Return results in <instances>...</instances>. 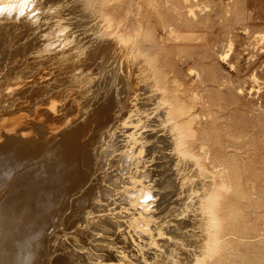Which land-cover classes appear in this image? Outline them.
<instances>
[{
    "label": "rangeland",
    "instance_id": "obj_1",
    "mask_svg": "<svg viewBox=\"0 0 264 264\" xmlns=\"http://www.w3.org/2000/svg\"><path fill=\"white\" fill-rule=\"evenodd\" d=\"M6 1L0 0V136H6L0 139V145L5 143L3 148L1 147L0 161L3 164L1 167L2 175L6 177L9 175L7 177L9 182L5 185L10 188L21 173L35 167L45 166L51 159L60 160L62 156L63 159L67 156V150L79 152L80 155L81 151L87 149V154L92 155L89 156L84 151L81 154L84 155L85 153L86 155L83 157L81 155L82 158L77 156L75 158L77 162L72 160L74 161L72 164H76V170L80 175L90 173L86 170L91 168V171L95 168L94 163H92L95 160V156H93L95 140L99 143V145L97 144L98 149H107V154L105 152L103 157L100 156L99 158L98 169H93V173L91 171L90 174L92 179L94 178L93 181L96 178L95 183L99 181L102 183L101 187L104 188L100 190L101 193L97 191L96 195H90L91 202L88 201L85 204L87 207L83 206L79 200L83 194L80 191L83 185L76 181L78 179L74 180L76 185L71 184L73 186H70L69 191L76 193L69 192L68 197L62 198L64 201L58 200L56 204L58 209L53 220L56 228L53 230V234H50L49 230L44 234L46 235L43 236L44 248L41 249L42 253L40 252L41 254L38 255L39 260L36 256L31 264H46L48 258L49 264L54 262V264H104V261L105 264L110 261L114 264H118L117 262L130 264L129 260H132V264H146V262L147 264H193L196 254L201 253L199 249L202 250L204 245L201 242L205 240V223L203 222L206 219L203 218H206V214L203 216V212H200V209L203 210V208H201L199 199L201 196L199 197V195L210 188L208 184L211 183L209 178L212 176L206 175L205 178V175H201L198 172L197 164L191 160L190 162L184 160V163L179 164L181 167L177 165V169L175 168V161L171 155L173 149L165 136L169 127L167 126V130L164 124H168V122L163 120L162 114V117L159 114L164 108L162 106L164 102L159 95H156L158 90L152 91L155 90V87H151V85L153 86L151 84L153 77L148 78L152 81L145 80V73L147 72L145 69L148 70V67L151 66L142 65L143 63L140 62L144 59L143 49L144 53L155 60V68L159 67L160 72L163 70L162 75H166L165 77L168 78L166 80L168 82L164 85L166 88L165 95L171 97L175 93L176 96H180L181 102L183 101L185 105L191 107V112L193 111L195 116L193 128L197 131L196 141H189L191 144L195 143L194 146L192 145V150L197 156L203 157L202 163L209 171L211 170L210 174H216L215 182L218 183L216 185L222 182V184L220 183L221 186L219 185L221 188L216 206V213L219 217V224L216 229L219 231L222 240L220 239L218 250L215 249L217 252H214L213 256H210L211 258H206L207 264H264V0ZM25 2L31 5L29 9H17V5ZM6 5L10 7H5ZM139 44L143 47L142 50ZM143 66L145 72H142ZM148 72H151V69ZM140 74L144 78V82L147 83L142 81ZM147 87L152 88L149 89L150 92L145 89ZM149 93L152 97L157 96L156 99L154 97L146 99L145 96H150ZM154 100H161L162 102L157 103ZM106 103L108 105L104 108ZM138 107L144 108L143 110L147 113L150 112L149 115ZM157 107L159 113H157ZM131 109L133 113L141 111L140 114L149 116V123H152V127L155 124L152 131L155 134V141L157 140L154 142L158 146L155 144V149L149 147L147 150V153L149 152L148 154L151 155L150 157L154 158V165L151 164L152 160L150 159L152 158L149 157V159V155L145 154V157L147 156L146 158L149 159L148 162L146 161L147 165L144 162L143 166H137L138 162H136L133 163L132 168L131 162L133 161H130L124 166L118 153L125 149V145L118 142L123 141L125 136H123V140L121 136L120 138L117 137L119 138V140L116 139L117 143H111V137L121 128H125L123 124L129 114L132 113L129 111ZM134 109L138 111L135 112ZM147 109L148 111H146ZM96 110L97 112H95ZM95 113L101 115L99 125L101 124L100 127L102 128L95 125L96 129L98 128L97 133H95V126L91 125L92 119L95 117L98 119ZM105 115L107 116L105 117ZM156 118L159 123L156 122ZM91 120L92 122H90ZM89 123L91 124L89 125ZM84 124L89 125L88 131L87 129L84 131L86 132L85 136L84 133L80 132L81 127L85 126ZM161 124L165 129L164 132L163 128L160 127ZM79 126L78 130L77 127ZM155 127L159 129V132L156 131ZM112 128L113 130H111ZM65 131H74L80 136L82 135L80 137L82 140L77 138V144H75L77 148L75 146L66 147L63 139L60 141L59 138L63 137ZM61 135L62 137H60ZM83 138H86L87 142ZM89 142L90 145H86ZM61 144L62 146H60ZM100 144L103 146L101 147ZM18 146L20 149L24 146L35 147L36 149L39 146V150L35 151L38 154L29 160L32 161V164L29 163L30 166L27 164L28 161L23 162L24 165H19L18 162L21 159L18 157ZM74 148L76 149L74 150ZM62 149L64 153H62ZM89 151L91 152L89 153ZM2 154L3 156H1ZM118 156L119 158H117ZM141 161L139 160V162ZM115 164L116 166H114ZM11 169L14 172L17 170L12 173ZM151 170L152 172H150ZM130 173L132 177H141L147 173L146 177L143 178L150 180L149 182H152L154 186L156 185L155 187L159 189L163 184L165 187L170 183L169 189L166 186L165 191L163 190L165 193L160 192L157 194L158 197L153 195L157 193L154 190L144 194H138L137 190H132V194L129 195L123 193L124 196L126 195L125 198L129 196L126 200L121 194L123 200L114 188H117L118 184L121 185L122 183L123 185V182L129 183ZM197 173H200L201 176ZM188 174L190 175L188 176ZM91 176L83 189L92 183ZM122 177L124 180L121 179ZM170 179L172 180L170 181ZM155 180L158 181L159 185ZM206 180L210 183H207ZM204 182H206V186ZM114 184L117 185L114 186ZM79 186L81 187L79 188ZM230 186L232 187L230 188ZM5 187V189L0 187V193L3 190L8 193L7 186ZM77 188H79L78 192ZM203 189H205L204 192ZM115 192L117 195L114 194ZM7 193H1L0 196L3 198ZM115 195L117 197L119 195L120 198ZM145 195L149 197L146 196V199ZM95 196L97 199L101 197L102 200L93 201ZM136 196L142 198L140 199L141 202L142 200L145 202L144 199L147 203L152 202L153 208L155 207L153 210L156 214L154 216L156 220L149 227L151 232L155 231L154 239L152 238L155 242L149 240V243L153 244L152 248L148 246L149 243H145L147 240L144 239L145 233L136 225L134 219L131 221V218H127L130 219L131 223L134 222L131 225L125 219L127 217L125 213L116 214L118 210H115L116 212L113 214L109 209L103 210L106 207H117L118 203L121 206L124 204V206L127 204V206L129 204L133 206L130 197L137 198ZM112 198L115 199L112 200ZM112 201H115L116 204ZM102 202L104 205L101 204ZM141 202L138 203L140 207L142 206ZM134 203L138 206L137 202L134 201ZM142 204L144 205V203ZM101 205L103 208L100 207ZM119 205L118 208H120ZM132 209L130 210L136 212L135 209V211ZM95 213L101 215L100 220L95 217ZM63 215L66 218L62 219ZM119 215L125 217L122 218L128 223L127 226L123 219H119ZM61 219L62 221H59ZM56 221L62 222V225L58 226ZM99 222L109 225V230L105 231L104 228L101 230L102 225ZM92 223H98L94 225L95 229L93 228L94 231L97 229L96 233L92 230ZM99 226L101 227L99 228ZM131 226H135L137 232L135 228L132 230ZM144 226L147 227L148 225ZM138 232L141 233L138 234ZM158 233L160 235L156 242L155 238H157ZM129 235L135 238L132 236L128 238ZM122 237L125 240L128 238V241ZM111 238L112 241L106 240ZM113 239H115L114 242ZM100 241L103 242L101 245ZM132 242L139 245L134 246ZM51 243L53 244L51 245ZM105 243L106 245H103ZM110 243L114 248L109 249ZM123 243L124 247L128 248L127 253L122 252L125 255L116 252ZM98 245L100 247H97ZM105 246L111 251V255L109 251H105V249L107 250ZM115 247L116 251L114 252ZM159 249L163 250V253ZM194 250L197 253L196 251L193 252ZM157 252L159 253L157 254ZM101 253L102 255L105 253L107 256L102 257ZM115 253L117 254L115 255ZM64 257L68 258L63 259ZM99 259L101 262L97 263Z\"/></svg>",
    "mask_w": 264,
    "mask_h": 264
},
{
    "label": "bare ground",
    "instance_id": "obj_2",
    "mask_svg": "<svg viewBox=\"0 0 264 264\" xmlns=\"http://www.w3.org/2000/svg\"><path fill=\"white\" fill-rule=\"evenodd\" d=\"M13 1H15V0H13ZM6 2H8V0L6 1ZM22 2V1H21ZM6 4H8V3H6ZM13 4V3H12ZM15 11H16V9H15ZM188 21H189V19H188ZM101 28V27H100ZM106 28V27H105ZM175 32V31H174ZM179 33V32H178ZM182 33V32H181ZM183 34V33H182ZM101 35V34H100ZM178 36H179V34H177ZM186 36V35H185ZM188 36V35H187ZM186 36V37H187ZM107 37V36H106ZM183 37V36H182ZM194 37V36H193ZM191 38H192V36H191ZM153 43H155L154 41H153ZM146 44V43H145ZM149 45H150V43H149ZM154 45V44H153ZM139 46L141 47V45L139 44ZM145 46V45H144ZM148 46V45H147ZM152 46V45H151ZM154 47V46H153ZM139 48V47H138ZM147 48V47H146ZM137 49V48H136ZM141 50L143 49V47H141L140 48ZM148 49H150V48H148ZM151 49H152V47H151ZM140 50V51H141ZM146 50V49H145ZM137 51V50H136ZM131 52H132V50H131ZM138 52V51H137ZM142 52V51H141ZM145 51H144V49H143V56H144V59H140L139 61L140 62H142L143 64L142 65H144V64H148V66L150 65L151 67L149 68L148 67V70L150 71V69H151V72H148V70H146L145 68H144V66L142 67V69L144 68L145 69V71H147L146 73H145V80L147 81V80H151V79H148L150 76H152L151 78H152V82H151V84H153V86L151 85V87L153 88V87H155V90H152V91H156V90H158L157 91V96L159 95V97H160V99L164 102L163 104L165 105H163L162 104V106L164 107V108H162L161 106H160V109L162 108V113L160 112H158V107L156 108L157 109V113H159L160 114V116H161V114H162V116H163V120H165L166 122H168V124H164L165 125V128L167 129V126L169 127L165 132L167 133V135H165L166 136V138L170 141V143H171V146H172V149H173V151H172V153H171V155H173V159H174V164H175V168L177 169V165L179 166V167H181L179 164H182V163H184V160H185V162H186V160L188 161V162H190V160H191V162H195V164H197V167H198V172H200L201 173V175H205L204 177L206 178L208 175H210V176H212L213 177V179H211V178H209L210 180H211V183H212V185L210 186V181H208V180H206L207 181V183L209 182L210 184H208L209 185V189L207 190V191H205L204 192V190L205 189H203V192L204 193H202V195H199V199H200V201H201V208H203V210L202 209H200V212L202 211L203 213V216L206 214V218L204 217L203 219L205 220V222H203V223H205L204 225V227H205V229H204V232H205V240L201 237V239L202 240H204V242L202 241L201 243H203L204 245L202 246V250L201 249H199V251H201V253L200 254H196V256H195V258H194V260H193V264H207V261H206V258L207 257H210V256H213V254H214V252H215V249L216 250H218V248L217 247H219V245H220V242H221V237H220V233H219V231L216 229V227L218 226V224H219V217H218V215H217V213H216V206H217V202H218V198H219V192H220V186H221V184H222V182H219V185H216V184H218V183H216L215 182V175L216 174H213V173H211L210 174V172H211V170L209 171L208 169H207V167L205 166V165H203V157H199V156H197V154H195L194 152H193V150H192V145L193 144H195V143H193V144H191V142H189L190 140H195L196 139V137H197V131H196V129H194L193 128V122L195 121L194 120V118H195V116H194V114H193V111L191 112V107H188L187 105H185V102H181L179 99V97L178 96H176L175 95V93H174V96H171V97H167L166 95H165V91H166V88H165V83L166 82H168V81H166L168 78L167 77H165L164 75H162V73H163V70H162V72H160L161 70L159 69V67L158 68H155L156 67V64H155V60L154 59H152L151 57H149L146 53H144ZM133 53V52H132ZM150 53V52H149ZM156 54V53H155ZM74 55V54H73ZM133 56V55H132ZM153 56V55H152ZM123 57V56H122ZM127 57V56H126ZM134 59V58H133ZM136 59V58H135ZM136 64V63H135ZM140 64V63H139ZM138 65V64H137ZM141 65V64H140ZM139 65V67H141ZM138 67V68H139ZM146 67V66H145ZM144 69L142 70V72H145L144 71ZM138 71H139V69H138ZM141 71V70H140ZM84 72V71H83ZM139 73V72H138ZM165 73V72H164ZM141 74H143V73H141ZM140 74V75H141ZM136 76V75H135ZM138 76V75H137ZM141 77H142V75H141ZM140 77V78H141ZM138 78V77H137ZM101 79H102V77H101ZM141 79H143L142 81L144 82V78L142 77ZM148 81V82H149ZM142 82V83H143ZM144 83H147V82H144ZM177 83V82H176ZM150 84V83H149ZM128 85V84H127ZM148 85V84H147ZM147 85H145V86H147ZM167 86H168V83L166 84ZM144 86V87H145ZM149 86V85H148ZM166 86V87H167ZM151 87H147V88H145V89H147V91L148 92H150L149 91V89L151 90L152 88ZM117 88V87H116ZM172 89V88H171ZM171 89H170V92H171ZM96 90V89H95ZM167 90H168V88H167ZM94 91V90H93ZM174 91V90H173ZM175 91H176V89H175ZM177 92V91H176ZM135 93V92H134ZM142 93V92H141ZM159 93V94H158ZM138 94V93H137ZM150 94V96L148 95V96H145V98L147 99H149L150 97H152V95H151V93H149ZM154 94V93H153ZM108 95V94H107ZM169 95V94H168ZM171 95V94H170ZM115 96V95H114ZM157 96H153L155 99H156V97ZM152 97V98H153ZM151 98V99H152ZM106 98H104V100H105ZM104 100H103V102H104ZM134 100H135V98H134ZM139 100V99H138ZM141 100V99H140ZM160 100V101H161ZM100 101V100H99ZM113 101V100H112ZM112 101H110V102H112ZM152 101H153V99H152ZM155 101H157V100H154V102ZM160 101H157V103L158 102H160ZM161 101V102H162ZM106 102H108L107 101V99H106ZM148 102V101H147ZM100 103V102H99ZM113 103V102H112ZM101 104V103H100ZM137 104H138V102H137ZM150 104V103H149ZM103 105V104H102ZM101 105V106H102ZM107 103H106V106H105V104H104V108L105 107H107ZM139 105V104H138ZM137 105V106H138ZM159 105H161V103H159ZM136 106V105H135ZM151 106V105H150ZM149 106V107H150ZM153 106V105H152ZM155 106V105H154ZM158 106V105H157ZM191 106V105H190ZM109 107V106H108ZM112 107V106H111ZM143 107V106H142ZM135 108V107H134ZM139 109H141L142 111H144L145 112V110H143L144 108H141V107H138ZM102 109H103V107H102ZM111 109V108H110ZM151 109V108H150ZM107 110V109H106ZM101 111V110H100ZM130 112H132V109L131 110H129ZM134 111L136 112V111H138V110H136V109H134ZM140 111V110H139ZM146 111H148V109L146 110ZM95 112H97V110L95 111ZM107 112H109V111H107ZM129 112V113H130ZM141 112V111H140ZM140 112L139 113H128L129 114V117H127V119L124 121V126H125V128H119L118 130L119 131H115L116 133L114 134L113 132V134H114V136L116 137V138H113V137H111L112 138V144H114L117 140H119V138L121 137L122 138V140H123V136H125L124 137V140H125V143L123 144V142H124V140L123 141H119L118 143H120L121 142V144L122 145H125V149H123V150H121L120 151V153H118L119 154V156L121 157L120 159L122 160V163L124 164V166L126 165V163H129L130 161H133V162H131L132 163V168H133V163H136V162H138V165L137 166H143L144 165V162H145V164H146V161L148 162V160L150 159V158H152V157H150L151 155H149L148 153H147V150H148V148L150 147V148H152V149H155L156 147V145L158 146V144H156L155 142L157 141H155V139H154V133H153V131H152V128L154 129V126H155V124H154V126L152 127V123L150 124L149 123V116H147L146 114H140ZM152 112V111H151ZM92 113H94V112H92ZM104 113V112H103ZM145 113H147V112H145ZM150 113V112H149ZM149 113H147L148 115H149ZM155 113V112H154ZM105 114V113H104ZM108 114V113H107ZM159 114H158V117H160L159 116ZM93 115V114H92ZM95 115L96 116H98V119H96V117L94 118V119H92L93 120V122H92V120L90 121V122H92V124L91 123H89V125L91 124L92 126H95V125H99V123L101 122V119H99V117H101V115L100 114H96L95 113ZM100 115V116H99ZM103 116V115H102ZM107 115H105V117H106ZM123 116V115H122ZM161 116V117H162ZM94 117V116H93ZM119 117V116H118ZM152 117V116H151ZM91 118V117H90ZM120 118V117H119ZM119 118H118V120H119ZM85 119V118H84ZM104 119V118H103ZM106 119V118H105ZM155 119V118H154ZM157 119V118H156ZM161 119V120H162ZM86 120V119H85ZM160 120V121H161ZM162 120V121H163ZM104 121V120H103ZM102 121V123H104ZM161 121V122H162ZM85 122V121H84ZM83 122V123H84ZM86 122H89V121H86ZM156 122H158V119L156 120ZM164 122V121H163ZM159 123V122H158ZM165 123V122H164ZM115 124V123H114ZM157 124V123H156ZM81 125V124H80ZM85 126L84 127H81V130H80V132H82V133H84V136L86 135L85 133L86 132H84L87 128H88V126L89 125H87V124H84ZM101 125V124H100ZM100 125H99V128H102V127H100ZM102 126V125H101ZM112 126V125H111ZM110 126V127H111ZM158 126V125H157ZM75 127V126H74ZM91 127V126H90ZM89 127V128H90ZM161 128H163V125L161 124V126H160ZM159 127V128H160ZM78 128V130H79V128H80V126L79 127H77ZM76 128V129H77ZM114 128V127H113ZM113 128L111 129V130H113ZM160 128V129H161ZM92 129V128H91ZM155 129H157L156 131H158L159 129L158 128H156L155 127ZM95 130H96V132L95 131H93V132H95V133H97L98 132V128L96 129V126H95ZM100 130V129H99ZM107 130H108V128H107ZM123 130H125L124 132H122ZM164 128H163V132H164ZM87 131H88V129H87ZM91 131V130H90ZM109 131V130H108ZM92 132V131H91ZM159 132V131H158ZM157 132V133H158ZM162 132V131H161ZM88 133V132H87ZM104 133V132H103ZM152 133H153V135H152ZM156 133V132H155ZM156 133V134H157ZM165 133V134H166ZM3 134H5V133H3ZM106 134V133H105ZM104 134V135H105ZM111 134V133H110ZM88 135H90V134H88ZM92 135H93V133H92ZM97 135V134H96ZM5 135H2V137L0 136V139L1 138H3ZM7 136H9V135H7ZM82 136V135H81ZM80 134L79 133H75L74 131H65L64 132V134H63V137H62V135L60 136V137H62V138H59L60 139V141H61V139H63L62 141L64 142V144H65V146L67 147H73V146H75L76 147V145L75 144H77L76 142H77V140L78 139H80ZM94 136H95V134H94ZM98 136H99V134H98ZM98 136H97V139H98V141H99V138H98ZM156 136H158V135H156ZM155 136V137H156ZM6 137V136H5ZM79 137V138H78ZM88 137V136H87ZM86 137V138H87ZM90 137H91V135H90ZM117 137H119V138H117ZM78 138V139H77ZM85 138V139H86ZM158 138V137H157ZM84 139V138H83ZM84 139V140H85ZM117 139V140H116ZM5 140V139H4ZM57 140V139H56ZM80 140H82V139H80ZM87 140V139H86ZM85 140V142H87ZM90 140V139H89ZM1 141V140H0ZM58 141V140H57ZM91 141H93V140H91ZM101 141H103V140H101ZM155 141V142H154ZM196 141V140H195ZM195 141H193V142H195ZM80 142V141H79ZM82 142V141H81ZM95 142H96V144H95V152L93 153V156H95V160H94V162L92 161V159L94 158L93 156H91V157H93L92 159H90L91 161H92V163H94V165L93 166H95V168L96 169H98L97 168V165L99 164V158H100V156L101 157H103V154L107 151V149H105V148H102V149H98V145H99V143L97 142V140H95ZM109 142H110V140H109ZM57 143H59V142H57ZM61 143V142H60ZM59 143V144H60ZM117 143V142H116ZM3 144H5V143H3ZM0 145V151L2 150V148H3V146L4 145ZM53 144V143H52ZM63 144V145H64ZM98 144V145H97ZM103 144V143H102ZM112 144H110V145H112ZM156 144V145H155ZM169 144V143H168ZM15 145V144H14ZM16 145H18V144H16ZM21 145H23V144H21ZM21 145H19V146H21ZM29 145V144H28ZM27 145V146H28ZM80 145V144H79ZM82 145H84V144H82ZM86 145H90V142L88 143V144H86ZM85 145V146H86ZM101 145V144H100ZM104 145V144H103ZM103 145H101V147L103 146ZM106 145V144H105ZM18 146V147H19ZM23 147V148H21L20 149V147L18 148V157L21 159H19L18 161V163H19V165L21 166V164L23 163V162H27V164H28V166H30L29 165V163L30 164H32V161H29L30 159L32 160V158H34V155L35 154H38V153H36L35 151H37V149L39 150V146L35 149V147L34 148H32V147ZM60 146H62V144L60 145ZM92 146V145H91ZM91 146H90V148H91ZM94 146V145H93ZM108 146V145H107ZM106 146V147H107ZM194 146V145H193ZM2 147V148H1ZM17 147V146H16ZM45 147V146H44ZM109 147V146H108ZM107 147V148H108ZM118 147V146H117ZM122 147V146H121ZM32 148V149H31ZM77 148V147H76ZM76 148H74V150L76 149ZM86 148H88L89 149V147H87L86 146ZM94 148V147H93ZM63 149H65V148H63ZM63 149L61 150L62 151V153H64V151H63ZM82 149V148H81ZM84 149V148H83ZM111 149V148H110ZM119 149V148H118ZM117 149V150H118ZM4 150H5V148H4ZM67 150V149H66ZM65 150V151H66ZM90 150V149H89ZM84 151H86V154H87V149L86 150H84ZM83 151V152H84ZM92 151V150H91ZM91 151H89V153L91 152ZM157 151H158V149H157ZM156 151V152H157ZM161 150H159V152H160ZM15 152H17V151H15ZM59 152V151H58ZM74 152V153H73ZM82 151H81V153H83ZM102 152V153H101ZM156 152H155V154H156ZM162 152V151H161ZM6 153V152H5ZM10 153V152H9ZM80 153V155H79V152H75V151H72V150H67V156H65V154H64V158L62 159V157H60L61 159L59 160L58 158V160H56V159H51L48 163H46V165L45 166H41V167H35V168H33V169H31V170H28L27 172H23V173H21L19 176H18V178H17V180L15 181V183H14V185L12 186L11 185V187L10 188H8V185H5V184H7L9 181H8V179L9 178H7V177H9V175H7V177L5 176V175H2V173H1V167H3L2 165V162L0 161V187H2V189L4 188H6L5 186H7V189H8V193L5 191L4 192V190H3V192H1V193H7L5 196H3V198L0 196V264H31V261L33 260V258L34 259H36V256H37V258H38V255L39 254H41L42 252H41V249L42 248H44L43 246V236H46V235H44L45 233H47V232H49L50 231V234H53L52 232H53V230H55V228H56V225H54L53 223V220H54V218H55V216H56V211H57V209L58 208H56L57 206H56V204L58 203V200L59 199H62V198H66V197H68V193L70 192V193H72V192H74V193H76L75 191H69L70 190V186H73L75 183H74V180H76V179H78V180H76V181H78L79 183H80V185H81V183H82V188H81V190L80 191H82L83 192V194H82V196L80 197V199L79 200H81L80 201V203H81V205H85L88 201H90V197L93 195H96V192L97 191H99L100 192V190L101 189H103L101 186H102V183H95L97 180H96V178H95V180L93 181V179H92V176L90 175L91 174V171L93 170V169H95V168H93L91 171H90V169L89 170H86L87 172H90V173H87V174H84L83 172V175H80L78 172H77V170H76V167L77 166H75L74 164H72L74 161H72V160H75V158L77 157V156H80V158H82L84 155H86L85 153H84V155H82ZM106 154H107V152H106ZM145 154H148L149 156H148V158L149 159H147L146 157H145ZM6 155V154H5ZM81 155H82V157H81ZM87 155H89V154H87ZM90 155H92V154H90ZM89 155V156H90ZM159 155V154H158ZM200 155V154H199ZM1 156H3V154L1 155ZM38 156V155H37ZM106 156V155H105ZM111 156V155H110ZM119 156L117 157V158H119ZM207 156V155H206ZM12 157V156H11ZM90 157V158H91ZM172 157V156H171ZM1 158V157H0ZM13 158V157H12ZM35 158H37V157H35ZM40 158V157H39ZM54 158V157H53ZM79 158V159H80ZM86 158V157H85ZM88 158V157H87ZM144 158H146V159H144ZM84 159V158H83ZM120 159H119V161H120ZM144 159V160H143ZM153 159L154 158H152V159H150V160H152V163L151 164H153ZM165 159V158H164ZM14 160V159H13ZM24 160V161H23ZM34 160V159H33ZM78 160V159H77ZM82 160V159H81ZM86 160V159H85ZM139 160L141 161V162H139ZM14 161H16V160H14ZM76 161V160H75ZM156 161V160H155ZM77 162V161H76ZM75 162V163H76ZM187 162V163H188ZM13 163V162H12ZM82 163H83V161H82ZM131 163H130V165H131ZM5 164V163H4ZM190 164V163H189ZM194 164V167L196 166ZM211 164V163H210ZM10 165V164H9ZM12 165V164H11ZM22 165H24V164H22ZM84 165V164H83ZM82 165V166H83ZM87 165V164H86ZM110 165V164H109ZM147 165V164H146ZM149 165V164H148ZM154 165V164H153ZM156 165V164H155ZM13 166V165H12ZM27 166V167H28ZM114 166H116V164L114 165ZM119 166V165H118ZM120 166H123V165H120ZM128 166V165H127ZM126 166V167H127ZM136 166V167H137ZM191 166H192V164H191ZM6 167H7V164H6ZM126 167H125V169H126ZM145 167H147V166H145ZM148 167H151V166H148ZM194 167H192L193 169H194ZM18 168V167H17ZM24 168H26V167H24ZM31 168V167H30ZM128 168V167H127ZM137 168H139V167H137ZM136 168V169H137ZM142 168V167H141ZM140 168V169H141ZM158 168V167H157ZM156 168V169H157ZM161 168V167H160ZM191 168V169H192ZM13 169H15V168H13ZM88 169V168H87ZM129 169H130V167H129ZM156 169H155V171H156ZM178 169H180V168H178ZM181 169H184V168H181ZM196 169V168H195ZM5 170V169H4ZM12 170V169H11ZM17 170V169H16ZM16 170H15V172H16ZM118 170V169H117ZM144 170V169H143ZM149 170V169H148ZM147 170V171H148ZM158 170V169H157ZM190 170V169H189ZM188 170V171H189ZM227 170V169H226ZM225 170V171H226ZM13 171V172H12ZM12 171H10V172H12V173H15L14 172V170H12ZM112 171V170H111ZM132 171V170H131ZM145 171V170H144ZM181 171V170H180ZM179 171V172H180ZM183 171V170H182ZM197 171V170H196ZM6 172V171H5ZM9 172V171H8ZM96 172H97V170H96ZM114 172V171H113ZM117 172V171H116ZM136 172V171H135ZM135 172H133L135 175H137ZM146 172V171H145ZM150 172H152V170L150 171ZM150 172H148V173H150ZM209 172V173H208ZM217 172V171H216ZM81 173V172H80ZM92 173H93V171H92ZM118 173V172H117ZM121 173V172H120ZM127 173V172H126ZM181 173V172H180ZM182 173H184V172H182ZM187 173V172H186ZM200 173H197V174H199L200 175ZM221 173V172H220ZM3 174H5V173H3ZM7 174V173H6ZM9 174H11V173H9ZM96 174V173H95ZM99 174V173H98ZM146 174L147 173H144V175H142L141 177H132L131 176V173H130V175H129V183L126 181V183L125 182H123L124 184L122 185V183H121V185H119L118 184V187L117 188H114V190L117 192V194H120V196L122 197V195L121 194H123V193H127L128 195L132 192V190H137L139 193L138 194H144V193H146L147 191H150V190H154V191H156L157 193L156 194H153V195H156L157 196V194H160V192H164L165 190V187L166 186H168L169 184H167L165 187L163 186V185H165V184H163L162 186H163V188H161L162 186H160V188L158 189L157 187H155L154 186V184L152 183V182H149L148 180H146L145 178H143V177H146ZM152 174V173H151ZM154 174V173H153ZM193 174V173H192ZM218 174V173H217ZM222 174H223V171H222ZM222 174H219V175H222ZM110 175V174H109ZM164 175V174H163ZM186 175V174H185ZM184 175V176H185ZM190 174H188V176H189ZM199 175H198V177H199ZM200 175V176H201ZM207 175V176H206ZM224 175V174H223ZM11 176V175H10ZM12 176H13V174H12ZM91 176V181H92V183L91 184H89V186L87 187V188H85V189H83V187L85 186L86 187V185H87V180H88V178ZM95 176V175H94ZM116 176V175H115ZM119 176V175H118ZM122 176V175H121ZM149 176V175H148ZM147 176V177H148ZM154 176V175H153ZM155 176H156V174H155ZM165 176V175H164ZM15 177V176H14ZM114 177V176H113ZM124 177H126V176H124ZM150 177H152V176H150ZM163 177V176H162ZM198 177H197V179H198ZM225 177V176H224ZM80 178V179H79ZM115 178V177H114ZM157 178V177H156ZM190 178V177H189ZM201 178V177H200ZM220 178H221V176H220ZM16 179V178H15ZM14 179V180H15ZM98 179H99V177H98ZM119 179V178H118ZM121 179H123V177L121 178ZM158 179V178H157ZM197 179H196V181H197ZM203 179V178H202ZM222 179H223V177H222ZM116 180V179H115ZM124 180V179H123ZM125 180H128V179H125ZM167 180H168V177H167ZM172 179H170V181H171ZM176 180V179H175ZM191 180V179H190ZM189 180V181H190ZM199 180V179H198ZM224 180V179H223ZM222 180V181H223ZM157 183H158V181L157 180H155ZM155 181H153L154 183H155ZM192 181V180H191ZM204 181H205V179H204ZM225 182H226V180H224ZM166 182H168V181H166ZM201 182V181H200ZM12 183V182H11ZM79 183H77V185H79ZM109 183V182H108ZM114 183V182H113ZM176 183V182H175ZM184 183H186V182H184ZM203 183V182H202ZM221 183V184H220ZM71 184H73V185H71ZM109 184H111V183H109ZM108 184V185H109ZM126 184V185H125ZM174 184V183H173ZM197 184V183H196ZM204 184H205V186L207 185L206 184V182H204ZM226 184V183H225ZM224 184V186H226ZM10 185V184H9ZM76 185V184H75ZM107 185V184H106ZM115 185H117V184H114V186ZM158 185H159V183H158ZM161 185V184H160ZM230 185V184H229ZM104 186V185H103ZM112 186H113V184H112ZM111 186V187H112ZM184 186V185H183ZM228 186V185H227ZM226 186V187H227ZM77 187V186H76ZM81 186H79V188H80ZM110 187V186H109ZM110 187V188H111ZM232 186H230V188H231ZM79 188H77V192H78V189ZM100 188V189H99ZM157 188V189H156ZM204 188H206V187H204ZM224 188V187H223ZM1 189V190H2ZM6 189V190H7ZM105 189H106V187H105ZM113 189V188H112ZM168 189H169V186H168ZM167 189V190H168ZM227 189H228V187H227ZM241 189V188H240ZM74 190V189H73ZM164 190V191H163ZM189 190V189H188ZM198 190V189H197ZM202 190V189H201ZM113 191V190H112ZM195 191V190H194ZM227 191V190H226ZM240 191H242V190H240ZM114 192V191H113ZM116 192L114 193V194H116ZM136 192V191H135ZM189 192H191V191H189ZM1 193H0V195H1ZM101 193V192H100ZM165 193V192H164ZM164 193H162L163 195L162 196H164ZM167 193V192H166ZM194 193V192H193ZM113 194V195H114ZM116 194V195H117ZM132 194V193H131ZM151 194V193H150ZM195 194V193H194ZM198 194V193H197ZM196 194V196H198ZM71 195H73V194H71ZM91 195V196H90ZM115 195V196H116ZM193 195V194H192ZM70 196V195H69ZM123 196H124V194H123ZM126 196V195H125ZM125 196H124V198H125ZM130 196H132V195H130ZM133 196H135V195H133ZM149 197L148 195H145V197ZM159 196H161V195H159ZM180 196V195H179ZM195 196V197H196ZM97 196H95L94 198H93V201H95L97 198H96ZM117 197V196H116ZM127 197H129V196H127ZM126 197V198H127ZM137 197V196H136ZM147 197H146V199H147ZM158 197V196H157ZM182 197V196H181ZM64 198V199H65ZM117 198H120L119 197V195H118V197ZM117 198H116V200H117ZM126 198H125V200H126ZM193 198V197H192ZM64 199H62L63 201H64ZM75 199V198H74ZM92 199V198H91ZM98 199H99V197H98ZM97 199V200H98ZM100 199L102 200V198L100 197ZM100 199H99V201H100ZM115 198H112V200H114ZM122 199H123V197H122ZM130 199H131V201H133V202H131L129 199H127L129 202H131V204H133V206H130V204H129V206H124V205H122L121 206V204L119 205V203H118V205H119V207L120 208H118V205H117V207L116 206H113V207H106V208H103L102 207V205L100 206L101 208H103V210H106V209H109V210H111L112 211V213L114 214L117 210V212H116V214H118V213H121V215H122V213H125L126 215H127V217L125 218V217H123V218H125V219H127V218H131V221H132V219H134L135 220V222H136V225L140 228V230L142 231V232H144L145 234H144V239H147V240H145V243H149V240H151L152 242L154 241L153 239V237H154V234H155V231L154 232H151L150 231V229H149V227H151V225L152 224H154L155 223V221L154 220H156L155 218H154V216L156 215L155 214V211L153 210L154 208H153V203L151 202H149V203H147L146 202V199H144L145 200V202H143V200H142V202H141V200L140 199H142V198H140V197H137V198H134V197H130ZM148 199H150V198H148ZM165 199V198H164ZM71 200H72V198H71ZM124 200V199H123ZM76 201V200H75ZM92 201V202H93ZM98 201V202H99ZM105 201V200H104ZM120 201V200H119ZM134 201L135 202H137V204L139 203L140 204V202H141V207H140V205L138 204V206L136 205V203H134ZM149 201H152V200H149ZM155 201V200H154ZM188 201V200H187ZM187 201H186V203H187ZM199 201V202H200ZM78 202V201H77ZM91 202V201H90ZM89 202V203H90ZM107 202V201H106ZM112 202H115V201H112ZM111 202V203H112ZM120 202H123V201H120ZM128 202V203H129ZM181 202V201H180ZM59 203H61L62 204V202H59ZM79 203V204H80ZM88 203V204H89ZM96 203V202H95ZM124 203H126V201H124ZM142 203H144V205L142 204ZM147 203V204H146ZM77 204V203H76ZM98 206H99V204H100V202H99V204L98 203H96ZM101 204H103L104 205V202H102ZM114 204H116V202L114 203ZM135 204V205H134ZM152 204V205H151ZM199 204V203H198ZM74 205H75V203H74ZM73 205V206H74ZM110 205V204H109ZM108 205V206H109ZM195 205V204H194ZM61 206V205H60ZM86 206V205H85ZM179 206V205H178ZM87 207V206H86ZM89 207V206H88ZM99 207V208H100ZM171 207V206H170ZM192 207V206H191ZM72 208V207H71ZM99 208H96V209H99ZM100 208V209H101ZM116 208H118V209H116ZM124 208H126V209H124ZM133 208V209H132ZM86 209V208H85ZM88 209H90V208H88ZM130 209H132V210H136V212H133V211H131ZM172 209V208H171ZM62 210V209H61ZM80 210V209H79ZM116 210V211H115ZM134 210V211H135ZM157 211H158V209H156ZM185 210H187V209H185ZM195 210V209H194ZM193 210V211H194ZM198 210V209H197ZM60 211V210H59ZM58 211V212H59ZM70 211V210H69ZM86 211V210H85ZM94 211V210H93ZM97 212L99 211V210H96ZM95 211V212H96ZM188 211V210H187ZM186 211V212H187ZM239 211V210H238ZM64 212H65V210H64ZM91 212H92V210H91ZM167 212H168V210H167ZM192 212V211H191ZM197 212V211H196ZM205 212V213H204ZM86 213H88V212H86ZM86 213H85V216H86ZM94 213V212H93ZM158 213V212H157ZM199 213V212H198ZM71 214V213H70ZM96 214V213H95ZM116 214H115V216H116ZM163 214V213H162ZM165 214V213H164ZM169 214V213H168ZM177 214V213H176ZM187 214V213H186ZM59 215V214H58ZM61 215V214H60ZM69 215V214H68ZM72 215V214H71ZM77 215V214H76ZM125 215V216H126ZM73 216H75L74 214H73ZM88 216H90V215H88ZM100 214L99 213H97L96 215H95V217H97V219L99 218V220H100ZM114 216V217H115ZM120 216V215H119ZM162 216V215H161ZM164 216V215H163ZM180 216V215H179ZM195 216V215H194ZM201 216V215H200ZM65 216L63 215V217H62V219L64 218ZM68 217V216H67ZM117 217V216H116ZM121 216H120V218L119 219H123ZM153 217V218H152ZM66 218V217H65ZM75 218V217H74ZM118 218V217H117ZM161 218V217H160ZM159 218V219H160ZM169 218V217H168ZM168 218H166V219H168ZM184 218V217H183ZM196 218H198V217H196ZM62 219L61 220H59V221H62ZM86 220V219H85ZM88 220V219H87ZM95 220V219H94ZM118 220V219H117ZM124 220V219H123ZM164 220V219H163ZM198 220H199V218H198ZM58 221V222H59ZM63 221H65V220H63ZM96 222H98L97 220H95ZM125 221V220H124ZM165 221V220H164ZM188 221V220H187ZM197 221V220H196ZM195 221V222H196ZM57 222V221H56ZM57 222V225L59 226V225H62V222H59L58 223ZM86 222V221H85ZM91 222H92V220H91ZM119 222V221H118ZM126 222V221H125ZM127 222H130V219H127ZM125 223V225L126 224H128V223ZM166 222V221H165ZM164 222V223H165ZM171 222V221H170ZM185 222V221H184ZM189 222H191V221H189ZM200 222V221H199ZM202 222V221H201ZM121 223V222H120ZM134 222H130L129 224H133ZM157 223V222H156ZM172 223V222H171ZM203 223H202V225H203ZM93 224V223H92ZM98 223H96V224H93L92 226V230H93V228L95 227L94 225H97ZM99 224H101L102 225V228H100L101 226H99V228L102 230L103 228H104V230L105 231H107V230H109V228H108V226L109 225H107V224H104V223H101V222H99ZM168 224V223H167ZM191 224V223H190ZM118 225V224H117ZM144 225H148L147 227L146 226H144ZM127 226V225H126ZM171 226V225H170ZM200 226V225H199ZM88 227L90 228V226L88 225ZM122 227V226H121ZM129 227V226H128ZM156 227V226H155ZM158 227V226H157ZM164 227V226H163ZM195 227V226H194ZM203 227V226H202ZM97 228V227H96ZM132 228H135L136 229V232H137V228L135 227V226H131V229ZM166 228V227H165ZM188 228V227H187ZM218 228V227H217ZM95 229V228H94ZM126 229V228H125ZM135 229H134V231H135ZM162 229V228H161ZM167 229V228H166ZM183 229V228H182ZM49 230V231H48ZM99 230V229H98ZM133 230V229H132ZM196 230V229H195ZM94 231V230H93ZM93 231H92V233H93ZM96 231H97V229L94 231L95 233H96ZM122 231V230H121ZM120 231V232H121ZM126 231H128L127 229H126ZM131 230H129V232H130ZM183 231V230H182ZM99 232V231H98ZM97 232V233H98ZM124 232V231H123ZM158 232V231H157ZM156 232V233H157ZM160 232V231H159ZM164 232V231H163ZM169 232V231H168ZM172 232V231H171ZM184 232V231H183ZM100 233V232H99ZM126 233V232H125ZM131 233V232H130ZM139 233H141V232H138V234ZM198 233V232H197ZM94 234V233H93ZM101 234V233H100ZM99 234V235H100ZM113 234H115V233H113ZM119 234V233H118ZM117 234V235H118ZM121 234V233H120ZM126 234H129V233H126ZM126 234H124V235H126ZM160 234H161V232H160ZM159 233H158V235H156V237L157 238H155L156 239V242H157V239L159 238V235H160ZM165 234V233H164ZM183 234V233H182ZM188 234V233H187ZM226 234V233H225ZM142 235V234H141ZM162 235V234H161ZM201 235V234H200ZM51 236V235H50ZM96 236V235H95ZM97 236H98V234H97ZM96 236V238L98 239V237ZM119 236H121V235H119ZM130 236H132V235H129L128 236V238H130ZM143 236V235H142ZM168 236V235H167ZM194 236V235H193ZM203 236V235H202ZM225 235L223 234V237H224ZM126 236H124V238H125ZM132 237H134V236H132ZM196 237V236H195ZM204 237V236H203ZM50 237L48 236V239H49ZM53 238V237H52ZM106 238V237H105ZM104 238V239H105ZM114 238H116V237H114ZM123 237H122V239H124ZM128 238H127V240H125V241H128ZM135 238V237H134ZM153 238V239H152ZM166 238V237H165ZM226 238V237H225ZM47 239V240H48ZM55 239V238H54ZM99 239L101 240V238L99 237ZM121 239V238H120ZM194 239V238H193ZM201 239H200V241H201ZM221 239V240H220ZM50 240V239H49ZM53 240V239H52ZM94 240H96V239H94ZM107 241H112V238L111 239H106ZM102 241H103V239H102ZM115 241V239H113V242ZM119 241V240H118ZM122 241V240H121ZM120 241V242H121ZM146 241H148V242H146ZM150 241V242H151ZM54 242V241H53ZM106 242V241H105ZM130 242H131V240H130ZM155 242V241H154ZM153 242V243H154ZM173 242V241H172ZM97 243V242H96ZM99 243V242H98ZM101 243H103V242H101L100 241V245H101ZM107 243V242H106ZM106 243L105 244H103V245H106ZM126 243H129V242H126ZM133 243V242H132ZM163 243V242H162ZM223 243V242H222ZM221 243V244H222ZM53 243H51V245H52ZM54 244H55V242H54ZM108 244V243H107ZM112 243H110V246H108L109 247V249L111 248L112 249V245H111ZM115 244V243H114ZM113 244V245H114ZM122 244V243H121ZM134 244V243H133ZM167 244V243H166ZM189 244V243H188ZM48 245V244H47ZM56 245V244H55ZM116 245H117V243H116ZM126 245V244H125ZM128 245V244H127ZM135 245H139V244H134V246ZM141 245V244H140ZM146 245V244H145ZM155 245V244H154ZM158 245V244H157ZM182 245V244H181ZM54 246V245H53ZM76 246V245H75ZM92 246V245H91ZM118 246V245H117ZM121 246V245H120ZM131 247L133 246V245H130ZM130 246H129V249H130ZM147 246V245H146ZM148 246H150L151 248H152V246H153V244L151 245V243H149L148 244ZM148 246H147V248H148ZM45 247H46V245H45ZM54 247H56V246H54ZM97 247H100L99 245L97 246ZM106 247V246H105ZM127 247V246H126ZM144 247V246H143ZM155 248H156V246H154ZM173 247V246H172ZM195 247V246H194ZM47 248H48V246H47ZM49 248H51V247H49ZM102 248H104V247H102ZM107 248V247H106ZM114 248V247H113ZM118 248V247H117ZM159 248H161V247H159ZM191 248V247H190ZM199 248H201V247H199ZM53 249V248H52ZM68 249V248H67ZM95 249V248H94ZM100 249V248H99ZM128 249V248H127ZM125 247H124V243H123V245L120 247V248H118V251H116V247H115V250H114V252L116 251V252H119V253H122V252H126L127 253V250ZM154 249V248H153ZM158 249V248H157ZM50 250V249H49ZM49 250H47V251H49ZM79 250V249H78ZM104 250V249H103ZM112 250V251H113ZM149 250V249H148ZM151 250V249H150ZM149 250V251H150ZM188 250V249H187ZM197 250V249H196ZM196 250H194L193 252H195ZM51 251V250H50ZM76 251V250H75ZM94 251V250H93ZM100 251H102L101 249H100ZM105 251H109L108 250V248H107V250L105 249ZM104 251V252H105ZM154 251H155V249H154ZM158 251V250H157ZM159 251H162V253H163V250H161V249H159ZM220 251V250H219ZM41 252V253H40ZM68 252V251H67ZM67 252H66V255H67ZM96 252H98V251H96ZM95 252V253H96ZM110 252V255H111V251H109ZM109 252H107V253H109ZM217 252V251H216ZM215 252V253H216ZM47 253V252H46ZM45 253V254H46ZM49 253V252H48ZM103 253V252H102ZM102 253H101V255H102ZM129 253V252H128ZM147 253V252H146ZM159 252H157V254H158ZM196 253H197V251H196ZM100 254V253H99ZM117 253H115V255H116ZM122 254H124V253H122ZM100 255V256H101ZM121 255V254H120ZM125 255V254H124ZM141 255V254H140ZM146 255V254H145ZM148 255V254H147ZM50 256H51V252H50ZM56 256V255H55ZM65 256V255H64ZM107 255L104 253L103 255H102V257H106ZM123 256V255H122ZM121 256V257H122ZM127 256V255H126ZM125 256V257H126ZM215 256V255H214ZM69 257V256H68ZM68 257H64L63 259H65V258H68ZM96 257V256H95ZM111 257V256H110ZM115 257V256H114ZM144 257V256H143ZM164 257V256H163ZM175 257V256H174ZM41 258V257H40ZM60 258V257H59ZM70 258V257H69ZM97 259H98V257H96ZM95 258V259H96ZM101 258V257H100ZM108 258V257H107ZM124 258V257H123ZM127 258V257H126ZM126 258H124V259H126ZM132 258H134V257H132ZM147 258V257H146ZM153 258V257H152ZM151 258V259H152ZM179 258V257H178ZM211 258V257H210ZM51 259V258H50ZM114 259V258H113ZM38 260H39V258H38ZM43 260V259H42ZM57 260H58V258H57ZM56 260V261H57ZM102 260V259H101ZM103 260H104V258H103ZM110 260V259H109ZM123 260V259H122ZM121 260V261H122ZM149 260V259H148ZM35 261V260H34ZM41 261V260H40ZM51 261V260H50ZM61 261H63V260H61ZM65 261V260H64ZM97 261V260H96ZM99 261H100V259L98 260V262L97 263H99ZM113 261V260H112ZM118 261H120V260H118ZM135 261V260H134ZM144 261V260H143ZM165 261V260H164ZM178 261V260H177ZM190 261V260H189ZM48 262H49V258H48ZM48 262H46V264L48 263ZM67 262V261H66ZM101 262V261H100ZM108 262V261H107ZM123 262V261H122ZM130 264H132L131 262H132V260H129L128 261ZM37 263V262H36ZM45 263V262H44ZM52 263V262H51ZM55 263V262H54ZM53 263V264H54ZM63 263V262H62ZM104 264H105V261L103 262ZM109 264H114V262H108ZM107 263V264H108ZM118 264H119V262H117ZM121 263V262H120ZM134 263H136V262H134ZM165 263V262H164ZM190 263V262H189ZM49 264V263H48ZM64 264V263H63ZM74 264V263H73ZM95 264V263H94ZM102 264V263H101ZM125 264H127L126 262H125ZM146 264H147V262H146Z\"/></svg>",
    "mask_w": 264,
    "mask_h": 264
},
{
    "label": "clouds",
    "instance_id": "obj_3",
    "mask_svg": "<svg viewBox=\"0 0 264 264\" xmlns=\"http://www.w3.org/2000/svg\"><path fill=\"white\" fill-rule=\"evenodd\" d=\"M5 7H10V6L6 5ZM16 7H17V9H21L22 8V9L27 10V9H29L31 7V5L29 3H27V2H25V3H21V4L17 5ZM17 18H19V16H17Z\"/></svg>",
    "mask_w": 264,
    "mask_h": 264
}]
</instances>
